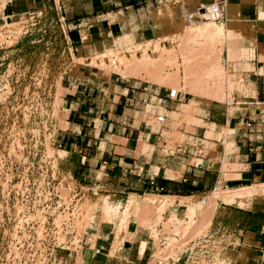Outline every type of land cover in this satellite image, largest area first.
<instances>
[{"label":"crops","instance_id":"obj_1","mask_svg":"<svg viewBox=\"0 0 264 264\" xmlns=\"http://www.w3.org/2000/svg\"><path fill=\"white\" fill-rule=\"evenodd\" d=\"M178 1L168 8L167 0H57L70 48L53 120L59 163L77 186L115 198L121 209L165 199L180 216L186 200L210 190L216 198H264V0H223L222 22L244 23L223 44L236 60L231 87L238 76L239 91L231 104L195 107L181 85L146 69H156L146 62L157 50L151 43L186 15L200 23L214 0ZM3 13L22 14L21 4H6ZM169 86L184 96L169 99ZM203 143L213 149L206 153ZM122 235L121 253L137 262L150 254L148 228L135 214ZM98 236L110 246L114 232L100 223Z\"/></svg>","mask_w":264,"mask_h":264},{"label":"rangeland","instance_id":"obj_2","mask_svg":"<svg viewBox=\"0 0 264 264\" xmlns=\"http://www.w3.org/2000/svg\"><path fill=\"white\" fill-rule=\"evenodd\" d=\"M9 3L23 13L6 17ZM173 3L179 1L167 0V7ZM0 9V264H264V198L228 193L234 189H217L228 194L216 198L210 190L186 200L177 216L165 199L121 209L115 198L77 186L61 169L53 130L58 83L70 62L57 0H0ZM199 17L192 29H184V18L151 43L157 50L146 62L156 69H146L181 85L191 107L231 104L227 96L241 80L231 88L236 60L196 31L203 23L228 24ZM132 214L152 246L138 262L120 251ZM100 223L114 232L110 246L98 242Z\"/></svg>","mask_w":264,"mask_h":264},{"label":"bare ground","instance_id":"obj_3","mask_svg":"<svg viewBox=\"0 0 264 264\" xmlns=\"http://www.w3.org/2000/svg\"><path fill=\"white\" fill-rule=\"evenodd\" d=\"M206 7L207 6H209V4L208 5H205ZM0 13H1V9H0ZM200 15H202V14H200ZM199 16V15H198ZM204 16H206V20H211V21H213V22H217V21H215V20H213V19H211L209 16H208V14H204ZM187 21V20H186ZM188 22V21H187ZM220 22V21H219ZM226 24H228L227 25V27L226 28H224V26L222 27V26H220V25H216V24H210V23H203V25L201 26V27H197V29H196V31H197V33L200 35V36H202V35H204V34H206V36H207V38H209L212 42H216L217 44H219V45H221V46H223V44H224V42H225V40H226V38L227 37H229V35H230V29L231 28H234V27H242L243 26V22L241 21V20H239V19H237V18H235V19H228L227 20V22H226ZM187 25V24H186ZM195 25V24H194ZM185 26V25H184ZM192 26H193V23L192 24H190L189 22H188V26H186V28L184 27V29L186 30H190V29H192ZM196 26V25H195ZM191 27V28H190ZM190 28V29H189ZM195 28V27H194ZM183 29V28H182ZM182 29H181V31H182ZM184 30V31H185ZM179 32L180 34L179 35H182V34H184L185 32ZM192 31V30H191ZM165 37H167V36H165ZM169 37V36H168ZM164 38V37H163ZM163 38H161V39H163ZM164 39H166V38H164ZM137 60V59H136ZM141 60H143L142 58H141ZM232 89L234 88V87H231ZM228 89H230V88H228ZM231 91V90H230ZM227 96V95H226ZM227 98H229V99H231L232 100V98H233V96H229V94H228V96H227ZM227 100V99H226ZM238 101L239 102H241L242 100H239L238 99ZM232 103V102H231ZM244 195H246V193L245 192H242ZM160 254V253H159Z\"/></svg>","mask_w":264,"mask_h":264},{"label":"built area","instance_id":"obj_4","mask_svg":"<svg viewBox=\"0 0 264 264\" xmlns=\"http://www.w3.org/2000/svg\"><path fill=\"white\" fill-rule=\"evenodd\" d=\"M202 14H208V16L219 22L222 21L224 19V1L223 0H218L216 1H212L211 4H209V6H203V8L201 9ZM186 20L192 24L193 23V18L192 15H186L185 16ZM201 19V18H200ZM202 20V19H201ZM179 95V92L175 89H168V98L169 99H176ZM163 118L162 117H158L157 121L158 122H162ZM250 126V125H248ZM57 147L60 148V144H57ZM99 250H97L98 252Z\"/></svg>","mask_w":264,"mask_h":264}]
</instances>
